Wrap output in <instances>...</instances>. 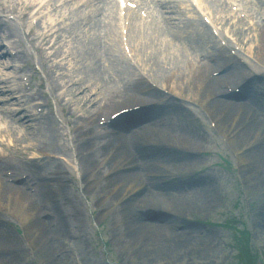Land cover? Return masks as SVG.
I'll use <instances>...</instances> for the list:
<instances>
[{"label": "rangeland", "instance_id": "rangeland-1", "mask_svg": "<svg viewBox=\"0 0 264 264\" xmlns=\"http://www.w3.org/2000/svg\"><path fill=\"white\" fill-rule=\"evenodd\" d=\"M5 1H8V3L11 4V2L16 0ZM222 1H229V6H224V8L230 13H232L229 10L231 4L234 3L235 5H240V11L238 12L239 15L241 14L248 16L247 11H249L253 14L254 20L255 17H264V5L261 6L259 3L264 0H237L236 2L232 0ZM255 1L256 3L254 4ZM41 2L46 4L47 7L51 0H41ZM203 4L206 5L205 3ZM152 8L156 7L152 6ZM152 10L157 14H162V11L157 10V8ZM169 11L170 12L167 15L172 18V22H175L176 24L181 26L184 20L189 19L191 21H194L196 23V26L201 31H204V28L206 26L203 24V20H201L202 18L200 14L209 12L206 6L204 10L200 9L196 11L194 9V5H192L187 0H173V7L169 8ZM42 12H46V9L42 10ZM61 13L62 9H59V14ZM18 15V13H9L7 14V19H9L10 21H17L19 23H22V41L25 48V53L28 54V58L33 62L30 67H27L29 71L27 74L29 75L31 85H34L35 88H37L38 86L42 89L41 96L38 98V100H34V103L32 104H36L38 102L42 103V108L44 109L43 112H46L47 109H51L53 111V115L59 120V124H62V127L69 122V119L66 117V111L70 112L74 110L77 115L83 112L91 116L94 115L89 121H84V124H92V121H96V112L99 103L95 104L93 110L87 112L86 110L88 104L85 105L84 102L89 101L88 92L83 93V99L80 101V103H77L76 100L71 95H69L68 90L64 87L66 86V82L71 84L74 79H81L83 76H85V74H87V72L83 70L84 66L82 58L78 54H74L73 58L67 57L61 62L63 64V69L57 77L55 91L51 96L49 89L45 84V77H47L48 75V70H45L44 66L41 64L44 56L40 52L33 49L34 46L31 44V41L26 42L24 39V34L28 32L29 26L32 24V22L30 21L31 19L28 23H26L25 21L22 22L19 20ZM13 17L15 18L13 19ZM54 19H56V16H54V14L44 13L43 18L40 21L41 23L44 22V24L47 25L48 21ZM149 19L151 18L149 17ZM236 20L238 19L234 18L232 20H225L220 23L216 28V33L212 34L213 37L207 34L204 35L205 46L208 48V50L216 48V46H218V48H227V51L235 53V61L219 60V64H217L216 62L213 63L211 62L210 57L214 55V53L205 50V46L203 49H200L197 52H193L192 47H190L191 45L185 44L186 51L188 57L190 55V58H192L195 63L207 64L206 67L201 71V74L204 78H207V74L211 72L221 71L224 64L227 65L228 62L230 63V74L219 79L218 84H213V87H220V89L224 92H228L230 88L235 89L241 86V83L247 81L249 76H256V78L252 82L253 85L256 84V86H254L250 90H253V94L256 96V98H258L259 101L262 102V109L264 110V56L258 55L260 46L262 45L264 47V39H262V36H260L262 35L261 27H263V23L259 26V28H257V30L252 31L247 28L251 26V23H253L254 20L245 17L240 18L239 20H242L240 22H236ZM35 23L37 27L39 23L37 19L35 20ZM121 26L123 25L121 24ZM120 30V28H117L114 32H110L109 41L114 42V49H116L117 55L124 61V64L127 67H129L131 64L132 66L136 67L137 71H143L139 69V66L141 65L143 68L146 67L147 69H149V73L155 79V82L151 80L153 81V83L159 84V86L161 85L162 87H168V84L165 83L164 77H161L153 70L151 72V69L153 68L151 67L152 60H150L149 56H142V54L139 52L140 50H138L136 46L135 50L130 53V58L123 53L120 43ZM84 31L85 30H80L79 32L84 33ZM100 32V29H98L97 34L100 35ZM69 34V32H65L63 34V37L66 38V41L64 42L62 48L63 53L67 54L70 51V47L74 45L71 42L67 41ZM90 34L94 35V31H92ZM85 40L82 39L80 43L85 44ZM4 47L9 48L6 41H4V45L2 48ZM251 53L253 55H251ZM198 54H200V56ZM99 55L102 58L101 63L105 66V69H102V65H100L98 71L96 72L97 81L94 83L92 78L86 76L84 83L92 84V86L90 87L92 95L89 94V96L92 99L95 98L97 102H100V99L103 97V92L101 91L102 87H109V89H114V91H117V87H121L123 89V86L120 82L122 80V75L118 71L110 69L109 52L107 50L100 49ZM200 57L202 58L201 60ZM12 65L13 63L8 58H2L0 60V79L14 76L12 72L15 69ZM18 65L19 64H16V67H18ZM238 65L241 66V68L236 71L235 68ZM18 71L20 72L21 70ZM54 71L55 69L51 70V75L53 78ZM99 71L100 73H98ZM127 75L129 78H134L136 77L137 73L133 70L126 69V71L123 72V76L126 77ZM113 79L114 81L112 82ZM98 80H100V82ZM42 82H44L43 86L41 85ZM183 82H185V80ZM100 85L103 86L100 87ZM44 87L46 88L45 91L43 89ZM83 87L85 86L81 84V86H79V89H82ZM261 96L262 99L260 98ZM57 98L59 99L58 104H56L55 102ZM116 99L118 101L115 103L114 107H109V109H111L112 111L118 110L127 103H132V101L127 100L128 98L121 99L120 93H118ZM247 100L248 99H246V97H242V103L246 102ZM136 101L140 102L141 100ZM47 102L49 103V105L47 104ZM62 105L65 106L64 108L66 109H62L60 107ZM66 105H68V107H66ZM81 105H83L84 109H82V111L80 112L79 107ZM185 105L191 110V112H184L185 120L182 122L183 125L179 126V128H183L182 130L187 129L189 130V135L193 134V136H195L194 138L197 141L198 148L196 150H201V152H211L204 153V157L200 158L196 163V165L199 166L203 165L201 166V168L207 166L208 164H212L211 168L207 171L211 176L209 178L208 184H205L207 187L203 194L200 193V189H195L194 192L191 188H188L187 194H185L184 192L182 195L180 194V192H178L176 196L171 195L170 200L177 201V207L181 211H179L181 216V218H179L180 224H177V227L182 224V230L185 227V224H190L195 227V233L193 234V236H191L194 240L210 239V234L212 236H215L216 240L213 241L212 247L207 248V251L205 253L201 252V254H198L195 250H192L194 251L193 254L195 256L189 255V249H185L186 251H180L179 253L178 250L175 252L178 256L181 255L186 258L187 261L195 260L189 262L188 264H264V188H262L263 190L254 189L256 183L252 181L251 178L249 180L244 179L241 169H239L240 165L238 162V157L236 155L237 153L234 152V145L232 147L227 143L223 136H220L219 133L214 132L209 127L208 121L206 122L203 116L199 113V103L193 100H186ZM245 108L247 109V107ZM259 112L264 113L262 110ZM73 115L74 114L71 113V117ZM195 115L202 118L203 126H199L197 124L194 118ZM82 120L84 119H81V121ZM4 126L5 124L0 122V127ZM135 128H138V126L133 127L132 129ZM70 129H74V125L70 127ZM142 129H144L143 131L148 132L149 128L142 127ZM67 130L68 129H66V131ZM198 134L201 136V140L198 139ZM29 137V140H22V146L24 148V151H27L28 155L32 156L34 155V152L38 154V152L41 153L47 151V148L43 150L38 149L39 147L34 142L32 133L29 134ZM11 138L13 139H8L9 142H13L14 139L22 138V132H19L16 136H12ZM255 141L256 139L253 142ZM263 142L264 134L259 138V140L257 139L255 143L261 145ZM71 143L72 142L69 135L55 140L56 152L60 153L57 155L62 157V160L69 163L68 166L65 164V162H63L65 171L61 172V176L65 177L68 181V185L66 186L65 191L67 192V194L70 192V194L66 196V200L68 202H71V204L73 203L77 207L78 211L76 212V214L79 219V223L77 225L68 227L69 231L68 233H65L66 237L64 236L65 241L62 243H58L60 245V248L54 246L50 247L49 257L51 256V253L55 254L58 252H64L65 254H62L60 257V261L62 262V264H141V259L127 260L126 257H124L125 255L122 254L121 249L123 247L119 243L120 234L119 237H115L114 235L116 233V230L121 228V223H116L113 220V217H117V215H120L121 212L119 211L116 213L115 209L113 208V210L111 209V211H109L108 213L103 214V216H105L102 217V214L100 215V212L103 213V210L97 209L100 216L96 211V208L99 205V202L97 200L98 192L102 193V185L98 189V182L96 186L91 187V189L88 188L86 191H81L78 189V186H81L83 183L82 180H85V175L83 174V169L80 163L76 166L72 165V163L74 162L73 151L70 150L69 152H67L65 150V147L71 146ZM30 146H33L34 150H29L28 148ZM10 149L15 150V147H11L6 150ZM61 149L62 151L60 152ZM78 150L80 151V146ZM2 151L4 152L3 149ZM20 155L21 154L14 151L15 157ZM7 160H9L7 166H5V168H1V172L3 175L6 168L7 170H14L11 161H14L15 163L16 159L12 156L10 158H7ZM253 165H255V168L251 177L253 179L259 178V176L262 174V169H264V161H261L260 163L258 160L254 161ZM258 166H261L262 169H258ZM188 168L190 169L191 167L188 166ZM234 168L236 170H233ZM22 171H25V169H22ZM125 182L126 181L122 182L121 184H119V186H122L123 184H125ZM123 189H125V187H121L120 191H122ZM62 190L63 189L58 191V197L62 196ZM40 193L42 194V191ZM40 193L38 195V197L41 199L39 201V204H42L45 203L47 198L46 196H42ZM194 195L197 197V199H194ZM191 199H194V201H191ZM190 202L191 204H189ZM137 203L140 202L138 200H132L130 202V208L135 213H137L138 211V208H136L135 206V204ZM59 206L63 207L64 205L59 204ZM105 206H107V204H105ZM2 208L4 209L3 206ZM109 208L112 207L107 206V209H105L104 212L109 210ZM3 209L0 208V222L2 225H4L1 227V229L3 232L10 231L9 240L11 241V245L15 250V257L11 261V263L37 264V260L39 261L41 259V254L37 253V255L35 256L33 251L31 250L30 243L28 246L27 242H23V240L19 239V235H16L17 237H13V232L6 227L8 226L7 224H4L6 221L8 222L9 217L5 215L6 210ZM42 209L44 210V208ZM73 210L76 211L74 206ZM257 213L261 215L263 221H261ZM49 220L50 219L45 220L46 225L48 224ZM59 233H61L62 236L64 235L63 231ZM149 233L150 232H148L147 235H149ZM161 233L163 235V231H161ZM41 234L42 233H39V235L36 236L40 237ZM147 239L148 236L146 237V240ZM193 244H195V241L187 244L188 248L192 249L194 246ZM66 247H72L75 249L76 261L72 259V255L70 254V252L65 251ZM187 250L189 252H187ZM54 254L53 259H55ZM61 262L59 263L61 264Z\"/></svg>", "mask_w": 264, "mask_h": 264}, {"label": "bare ground", "instance_id": "bare-ground-1", "mask_svg": "<svg viewBox=\"0 0 264 264\" xmlns=\"http://www.w3.org/2000/svg\"><path fill=\"white\" fill-rule=\"evenodd\" d=\"M16 1H20V4L23 3V0ZM29 1L30 0H25V2L28 3L25 4L26 10L36 7V13L40 15L41 18H43L42 10L46 9L45 14H54V16H56V19L47 22V26L49 28L48 31L42 33L41 35L39 34L40 39L45 43L44 49L52 50V52L48 53V56L51 62L50 65L55 69L54 73L62 69L60 60L52 63V56L54 55L56 58H58L62 55L61 43L58 41V35L61 30H65L63 34L65 32H69V40L71 42L79 43L76 45L79 47L78 55H80L82 59L85 60L86 63L83 68L87 72L86 76L92 78L94 83L97 81L96 72L98 71L99 66L102 65L101 68L105 69V66L100 62V58L98 57L99 50L102 49V47H106V50L109 52L110 69L118 71L122 75V80L120 82L123 86V89L121 87H117V91H114V89H109V87L102 89V92L107 96L106 100L108 107H114L115 103L118 101L116 99L118 93H120L121 99H138L143 97V93L146 89H148V87L146 86L145 88L141 84V76L135 71V69L131 65L127 67L124 64V61L117 55L116 51L114 50V42L109 41V37H106L105 39L102 38V21L100 25V36L97 34L96 25H94L92 28L94 35L88 36V42L87 45H85L84 43H80L82 41L81 37L74 33V28L76 26L69 28L61 24L56 0H51L47 7L46 4L39 0H32L33 2L30 3ZM67 2L69 1H65L64 3ZM210 4L212 3L210 2L209 5ZM144 6H147V4H144ZM207 9H212L215 12L217 11V9L213 6L207 5ZM66 10L67 8H63L62 13H66ZM94 10L95 9L92 11ZM101 11L102 9L95 11L94 19L100 15ZM103 11L105 12L103 14V19H107L109 21V32H114L115 29L119 27L117 23L118 18L115 16L114 11L110 8H104ZM87 14L88 13L86 12L80 14L79 18H83L81 23H88L92 19V15L85 19ZM230 15L233 16V14ZM158 21H162V19H158ZM165 21L167 22V20ZM214 21L216 20L214 19ZM259 21L261 23L262 19ZM92 22H97V19L92 20ZM172 27L174 30L170 31V34L163 35L161 27L156 28L152 25L145 24L140 26L137 24L134 28L130 27V31L132 30V32H130L129 37L131 39L132 45L136 46L142 55L149 56L150 60H152L151 67L153 68L151 69V72L153 70L161 77H164L165 83L168 84V88L175 96H182L185 92H191V98L197 99L200 105H202L205 110L209 112L212 119L217 123V129L227 137L228 142L231 145H234L235 151L239 156L241 172L244 179L249 180L251 178V180L256 183L254 189L263 190L264 176L260 175L259 178L254 179L251 177L255 168L253 162L257 160L259 163L264 161V142L261 145L255 143L257 139L259 140V138L264 134V130L261 126L263 124L259 120H256L251 109H246L244 104H239L236 102L233 103L227 100L225 101L224 99H217L210 102L208 101L210 83L204 81V78L201 75V71L206 67L207 64L195 63V61L190 58V55L188 57L184 45L190 44V47H192V49L197 52L199 49L205 46V42L202 38L204 36L203 34L209 35V32L206 28L204 31H201L197 26H195V22L191 20L183 21L181 26L173 23ZM247 29L250 30V26ZM261 29L262 35L260 36H262V39H264V23ZM251 30H253V27H251ZM7 33V36L9 37L7 40L10 41L12 34L9 32V30ZM63 34L61 35L63 36ZM170 38H173L175 41H177V43H172ZM15 44L17 46V42H15ZM218 49L219 48L216 49V54H218ZM3 54L4 51H0V56ZM93 54H96L97 57L93 56ZM258 55L264 56V47L262 45L258 50ZM17 59H20V57L16 56L15 60ZM126 69L136 72V77L129 78V74L124 77L123 72L126 71ZM145 70L150 72L147 68H144V71ZM98 73H100V71ZM58 76L59 74L56 75V77ZM184 80L185 82H183ZM98 81L100 82V80ZM113 81L114 79L112 82ZM73 90L74 89L71 88V91ZM243 90H245L246 93L248 92L247 88H243ZM86 91H89V88H87ZM84 92L85 90L83 89L82 93ZM24 97H26L24 101L28 103L30 98L27 96ZM78 97L81 98L82 94L79 93ZM162 98L165 97L163 96ZM88 99L89 101L86 102V105L88 104L87 112H90L94 109L95 104L99 102H97L95 98L92 99L89 94ZM102 101L104 100L100 99V102ZM167 105L169 104L164 106ZM2 112V118H4V121L8 124L10 129H0V136L12 137L16 136L19 132H22V138L24 140H29V134L32 133L33 140L39 147V150L46 148L54 150L53 140L55 139L56 134L53 132V124L56 121L49 114H45L44 116L37 118L34 114L30 113L28 108L25 110V112L20 114L17 113L18 110L16 109H4ZM6 116H10L11 119H5ZM122 128H124V126H122ZM79 129L81 132H84L83 127H80ZM86 133L87 132H84L83 134ZM138 136L142 137L145 144L165 147L160 141L150 138L147 134L138 132ZM255 139L256 141L253 142ZM18 141L20 142L21 139H18ZM177 142L179 144L175 147H178L183 151L195 150L197 148V141L195 138L187 134L183 135L182 138H178ZM90 143H92L95 148L88 154V156L84 157L83 163L87 168L88 174L94 175L96 178H98L101 174L97 164H100V162L103 163L109 157L106 156L108 149H116L114 153L116 156L112 161L125 156L126 158H129L130 151L128 150L127 145L122 142L121 139L112 140L110 136H100L96 134L90 137L88 141H85V144ZM173 144L168 147V149H170L168 151L145 149L139 147L141 156L144 159H142L144 161V168L150 167L151 164L148 163L147 159L151 154L157 155L162 154L163 152L164 154L172 157V154L170 153L175 152ZM30 148L34 149L33 146H30ZM181 155L183 154H180V156ZM197 159V154L183 155V158L180 157L178 164L184 166L187 163H190L192 166H194ZM134 161L135 160L130 159L129 163H134ZM106 163L111 164V159H107ZM259 168L262 169L261 166H258V169ZM46 170H49L50 176L49 178L47 177L46 179L42 180L44 185L48 188H45L46 190L43 189L42 191L44 193H51V195H42L52 197L54 200H56L55 208L60 214V230L67 233V230L69 231V226H74L79 223V219L76 214L77 210H73V205L66 200V195L61 197L57 196L58 191L60 188H62L61 186H63V179L60 177L57 164L55 166L52 165V167L46 168ZM262 170L264 172V169ZM195 172H197L196 176L198 178V182L194 187H198L197 190L200 189V193L203 194L207 187L205 184H208L210 176L207 173H199L198 171ZM50 181L53 184L51 183L50 185ZM124 181L128 183V186L132 185V188L127 193V195L122 196V191H120L119 187L116 186ZM102 188V193L98 192L101 200L109 199L107 206L114 208L116 213L119 211L121 212L120 215L116 214L117 217H113V220L116 223H121V228L117 229L114 235L115 237H119L120 234L119 243L123 247L121 248L122 254L125 255L124 257H126L127 260L141 259V264H188L189 262L195 260L187 261L183 256H178L175 251L178 250L179 253L180 251H186L185 249H189V255H194V251L192 250H195L198 254H201V252L205 253L207 248L212 247L213 241L216 240V237L212 236L211 234L210 239L206 238L207 240H194L191 236H193L195 233V227L190 224H185V227L182 231L170 233V240L164 242L161 231L164 232L170 227H172V230L176 229V225L171 223L173 221L168 217L162 218L161 215H158V218L162 220L159 223L152 224L146 222L141 216H139V213L133 212V210L130 208L129 202L130 200L134 199L140 200L145 205V207H152L154 206L155 199L158 198L157 196L165 194L166 192L161 190L156 194L157 196L146 193L143 190L142 183L136 180L134 173L130 175L128 173H124L108 177L102 181ZM31 196L32 195H30L28 192H25L20 186L8 184V182H4L2 179H0V207L3 206L5 209L13 211L23 221L28 238L32 241L36 252L41 254L40 257L42 263L57 264L56 262L49 259V249L54 245V243H51L48 240V232L45 221L40 220L39 217H37L38 208L37 205L31 201ZM193 197L194 199H197L195 195ZM194 199H191V201H194ZM159 202L160 200L158 199V203ZM172 203L171 205L173 207H177L176 203ZM59 204L64 206L60 207ZM189 204H191V202ZM107 206L102 205L100 208L105 210L107 209ZM34 216H36L38 220H36ZM258 217H260L261 221H263V218L260 214H258ZM57 230H59L58 227ZM148 232H150L149 235H147ZM39 233L42 234L40 237H37L36 235H39ZM147 236H153L156 241L159 240L158 244L156 245L148 239L146 240ZM0 241H6L4 245L7 244L9 247H11L7 242L8 240L0 238ZM194 241L195 244H193V248H188L187 244H190ZM4 245L2 244L3 247ZM5 252L6 250H4V253ZM187 252L189 251L187 250ZM7 254L9 255V253Z\"/></svg>", "mask_w": 264, "mask_h": 264}]
</instances>
